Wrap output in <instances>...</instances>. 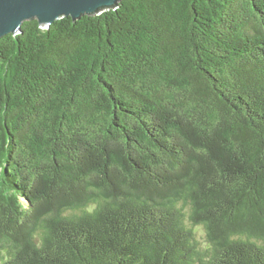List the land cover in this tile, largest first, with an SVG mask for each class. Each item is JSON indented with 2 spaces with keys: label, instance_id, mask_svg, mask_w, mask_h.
I'll return each instance as SVG.
<instances>
[{
  "label": "trees",
  "instance_id": "obj_1",
  "mask_svg": "<svg viewBox=\"0 0 264 264\" xmlns=\"http://www.w3.org/2000/svg\"><path fill=\"white\" fill-rule=\"evenodd\" d=\"M0 264H264V0L2 36Z\"/></svg>",
  "mask_w": 264,
  "mask_h": 264
},
{
  "label": "water",
  "instance_id": "obj_2",
  "mask_svg": "<svg viewBox=\"0 0 264 264\" xmlns=\"http://www.w3.org/2000/svg\"><path fill=\"white\" fill-rule=\"evenodd\" d=\"M121 0H0V38L21 31L25 20L37 18L44 27L64 16L79 19L113 8Z\"/></svg>",
  "mask_w": 264,
  "mask_h": 264
},
{
  "label": "rangeland",
  "instance_id": "obj_3",
  "mask_svg": "<svg viewBox=\"0 0 264 264\" xmlns=\"http://www.w3.org/2000/svg\"><path fill=\"white\" fill-rule=\"evenodd\" d=\"M197 236H198V239L202 241V243L205 242V232L203 231L202 228H200Z\"/></svg>",
  "mask_w": 264,
  "mask_h": 264
}]
</instances>
